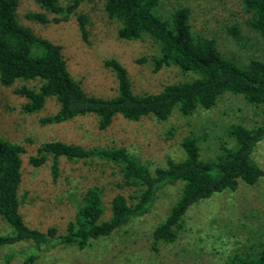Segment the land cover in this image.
Returning <instances> with one entry per match:
<instances>
[{"label":"rangeland","instance_id":"1","mask_svg":"<svg viewBox=\"0 0 264 264\" xmlns=\"http://www.w3.org/2000/svg\"><path fill=\"white\" fill-rule=\"evenodd\" d=\"M177 5L188 7L192 32L213 38L225 58L239 65L246 63L248 57L264 61V41L248 27L242 0H159L155 13L164 18ZM31 11L41 10L32 0H18L17 21L37 36L60 45L69 75L89 95L110 97L116 92L115 77L103 66L106 58L121 63L137 94L154 93L165 84L193 77L180 73L173 65L152 71L149 58L157 55L156 43L147 35L137 40L118 38V22L106 16L101 0L82 2L76 9V14L85 18V39L78 30L76 15L65 22L40 24L24 17ZM233 30L237 36H233ZM142 57L146 60L136 62ZM21 85L36 87L37 82L16 80L8 87L0 85V137L24 148L20 155L18 210L27 226L41 231L53 226L58 234L64 232L86 188L102 187L105 218L110 198L116 193L126 195L131 188L123 185L115 166L96 159L70 161L59 157L58 175L52 179L49 157L39 167L27 162L42 142L122 146L153 169L164 166L168 158H182L183 137L194 138L200 157L211 159L218 146L228 141V126L251 127L264 117L263 106H251L241 96L224 92L207 110L199 109L189 115L173 110L165 120L142 116L132 121L115 116L106 128L98 129L93 115H83L60 124L40 125L38 119L54 113L57 103L49 96L38 111L24 112L21 104L25 99L13 93ZM253 158L263 169L257 182L251 186L239 184L232 192L224 191L195 204L185 213L172 242L152 243L150 232L175 201L180 183L163 188L148 213L110 236L92 240L83 249L61 244L39 250L30 264H223L234 255L253 251L264 242V141L254 149ZM10 232L0 217V234ZM31 244L19 241L0 246V264H22Z\"/></svg>","mask_w":264,"mask_h":264},{"label":"trees","instance_id":"2","mask_svg":"<svg viewBox=\"0 0 264 264\" xmlns=\"http://www.w3.org/2000/svg\"><path fill=\"white\" fill-rule=\"evenodd\" d=\"M41 11L26 12L30 21L59 23L76 15L77 26L86 37L85 18L76 14L82 2L91 0H32ZM108 18L118 22L116 35L123 40H137L147 35L157 45L151 56L152 71L173 65L182 74L193 77L165 84L154 93H134L125 68L115 58L103 60L116 80V92L110 97L89 95L68 73L60 45L37 36L17 21L18 0H0V85L10 86L16 80L36 81V87L21 85L13 93L25 99L21 110L27 113L42 108L46 97L57 103L54 113L38 119L40 125L60 124L75 117L93 115L98 129L106 128L115 116L138 120L152 116L165 120L173 110L189 115L214 106L224 92L239 95L251 106L264 107V61L248 57L237 64L225 58L213 38L194 34L189 24V9L177 5L161 18L155 13L159 0H101ZM248 14L247 25L264 41V0H242ZM50 15V17H48ZM237 36V31H232ZM146 58H137L143 62ZM228 141L218 146L211 159H202L196 141L183 137L179 160L167 159L164 166H149L122 146H89L60 140L42 142L29 155L27 162L39 167L50 158L51 178L58 175V158L70 161L100 160L116 167L123 185L131 192L116 193L108 202L104 217L102 187L86 188L73 216L58 234L53 226L44 231L27 226L19 213L17 189L21 180L22 145L0 137V217L11 232L0 234V246L30 241L29 254L22 264H30L39 250L56 245L77 249L90 241L110 236L114 231L149 212L158 193L165 187L180 183V191L167 214L151 230L152 243L175 240L185 213L195 204L224 191H234L239 184L251 186L263 175L253 152L264 141V117L255 126L231 124L226 130ZM223 264H264V242L255 250L234 255Z\"/></svg>","mask_w":264,"mask_h":264}]
</instances>
